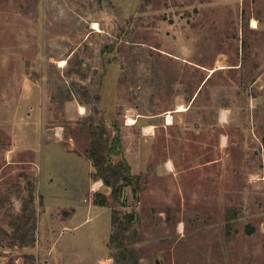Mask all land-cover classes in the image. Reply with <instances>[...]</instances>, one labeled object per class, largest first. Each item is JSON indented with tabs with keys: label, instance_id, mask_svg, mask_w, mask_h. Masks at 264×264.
I'll return each instance as SVG.
<instances>
[{
	"label": "rangeland",
	"instance_id": "374dc122",
	"mask_svg": "<svg viewBox=\"0 0 264 264\" xmlns=\"http://www.w3.org/2000/svg\"><path fill=\"white\" fill-rule=\"evenodd\" d=\"M0 264H264V0H0Z\"/></svg>",
	"mask_w": 264,
	"mask_h": 264
},
{
	"label": "bare ground",
	"instance_id": "6f19581e",
	"mask_svg": "<svg viewBox=\"0 0 264 264\" xmlns=\"http://www.w3.org/2000/svg\"><path fill=\"white\" fill-rule=\"evenodd\" d=\"M252 29H254L255 28V25H254V23H252V27H251ZM62 64H63V62H62ZM64 65V64H63ZM62 65V66H63ZM178 111H181V110H178ZM167 118V117H166ZM168 121V120H167ZM127 122H130V121H127ZM130 124V123H129Z\"/></svg>",
	"mask_w": 264,
	"mask_h": 264
}]
</instances>
